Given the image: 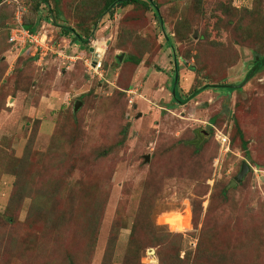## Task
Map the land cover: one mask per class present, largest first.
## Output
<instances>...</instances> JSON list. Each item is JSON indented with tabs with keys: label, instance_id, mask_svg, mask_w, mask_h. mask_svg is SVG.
Returning <instances> with one entry per match:
<instances>
[{
	"label": "rangeland",
	"instance_id": "obj_1",
	"mask_svg": "<svg viewBox=\"0 0 264 264\" xmlns=\"http://www.w3.org/2000/svg\"><path fill=\"white\" fill-rule=\"evenodd\" d=\"M15 1L0 0V264H264V69L247 78L264 0H153L159 20ZM28 11L36 52L7 40ZM177 215L183 232L161 223Z\"/></svg>",
	"mask_w": 264,
	"mask_h": 264
},
{
	"label": "trees",
	"instance_id": "obj_2",
	"mask_svg": "<svg viewBox=\"0 0 264 264\" xmlns=\"http://www.w3.org/2000/svg\"><path fill=\"white\" fill-rule=\"evenodd\" d=\"M2 1V0H1ZM29 2H31L33 5H34V10L31 8L29 9V11H32V12H37L39 7H40V4H46V5H49V0H28ZM53 3H54V11L57 15H59V12L56 10L57 7L59 6V0H52ZM104 1V9L105 11L107 10H112L114 7L111 8L112 5H120L122 7H125V6H128V5H134L136 7H140V8H143V9H148V8H153V11H154V15L155 17L159 20V12H158V5L153 1V0H103ZM118 3V4H116ZM31 7V6H30ZM3 10H0V16L7 20L9 18V14H8V8L4 7L2 8ZM29 11L27 13H24V17H23V21H22V26L23 28H25L26 30H28L29 32H31L32 34L33 33H36V21L34 20L36 17H32L30 16V19L27 18V16H29ZM49 11V15L51 14V10L48 9ZM16 24V22H15ZM15 24L13 26H15ZM12 28V27H11ZM249 28V27H248ZM62 29V35L63 36H70L72 38V40H74V43H77V42H85L88 38V32H85L84 34H79L78 32H76L74 29L72 28H69V27H61ZM87 34V36H86ZM257 33L254 32V35L256 36ZM10 35V31L8 33L7 36ZM89 35H90V32H89ZM9 39V38H8ZM7 39V40H8ZM169 40V38H168ZM252 69L250 70V72L248 73V76L247 78H251L252 76L256 75L257 73H259L261 70L264 69V55L263 56H259V55H256V59L252 65ZM247 79H245L246 81ZM238 86L239 85H234L233 87H228L229 88V91H233V89H238ZM174 88V87H173ZM207 88H213V86H210V85H203L201 86L200 88H196L194 90H191L185 97H184V100L183 101H180L177 97V93L175 94L174 98L178 100V102H180L181 104H185L187 103L190 99L194 98L195 96H197L198 93H201L202 91H204L205 89ZM211 134L212 133V129L210 128V131H209ZM239 137L243 140V135L242 133H238ZM126 139V132L124 131L122 133V141L120 142V145L124 142V140ZM194 146V151L195 153H199L200 151V146L199 144L197 145H193ZM245 147H246V143L243 142L242 143V148L245 150ZM110 151L109 150H106L105 152H103L102 156L103 157H106L107 155H109ZM223 193L225 194V190H223ZM179 222V223H178ZM161 223L163 225H168L169 228L172 230V231H179V232H183L187 227L185 226L184 224V217H181L179 215L177 216H170V217H167L165 218L163 221L161 220ZM178 228H180L178 230ZM131 245L133 247V243L135 242V240L133 241V234H131ZM154 245H157L156 242H152ZM146 246V245H145ZM199 251V249H198ZM159 256V261H160V264H165V262L163 263V260L164 259V256L162 255L161 251L160 253L158 254ZM110 264V263H109Z\"/></svg>",
	"mask_w": 264,
	"mask_h": 264
},
{
	"label": "built area",
	"instance_id": "obj_3",
	"mask_svg": "<svg viewBox=\"0 0 264 264\" xmlns=\"http://www.w3.org/2000/svg\"><path fill=\"white\" fill-rule=\"evenodd\" d=\"M37 36L38 35H36V33L32 34L28 30L23 28L22 20L17 18L15 26L10 29L8 43L15 46L16 48H19L20 50L27 49L29 51L33 49L36 52L37 48L40 49L42 47L38 43L43 41L42 39L43 37H45V35H41L39 38ZM97 68H99V66L96 65V62H92L90 69L95 70ZM217 132L219 133L217 134L216 141L218 142V144H220V152L223 154H227L230 148V140L223 132ZM259 173L262 174L261 171H259Z\"/></svg>",
	"mask_w": 264,
	"mask_h": 264
},
{
	"label": "water",
	"instance_id": "obj_4",
	"mask_svg": "<svg viewBox=\"0 0 264 264\" xmlns=\"http://www.w3.org/2000/svg\"><path fill=\"white\" fill-rule=\"evenodd\" d=\"M119 60H121V57H119ZM222 87L228 88V87H233L230 85H224ZM174 94V93H173ZM80 106V102H77L75 104V110ZM149 160V157H146V161ZM250 170L249 166L247 165V163L243 162L240 168L239 173L237 174V176L230 182L228 188L230 187H234L237 183H240L241 180L243 179V177L247 174V172Z\"/></svg>",
	"mask_w": 264,
	"mask_h": 264
},
{
	"label": "crops",
	"instance_id": "obj_5",
	"mask_svg": "<svg viewBox=\"0 0 264 264\" xmlns=\"http://www.w3.org/2000/svg\"><path fill=\"white\" fill-rule=\"evenodd\" d=\"M44 123V122H43ZM44 125V124H43ZM45 128H47L45 125H44Z\"/></svg>",
	"mask_w": 264,
	"mask_h": 264
},
{
	"label": "clouds",
	"instance_id": "obj_6",
	"mask_svg": "<svg viewBox=\"0 0 264 264\" xmlns=\"http://www.w3.org/2000/svg\"><path fill=\"white\" fill-rule=\"evenodd\" d=\"M229 151H230V148H229ZM250 168V167H249Z\"/></svg>",
	"mask_w": 264,
	"mask_h": 264
}]
</instances>
